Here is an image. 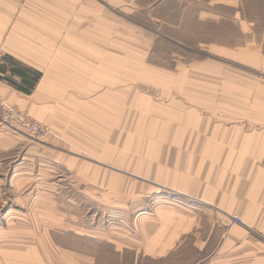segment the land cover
Listing matches in <instances>:
<instances>
[{
    "label": "crops",
    "instance_id": "obj_1",
    "mask_svg": "<svg viewBox=\"0 0 264 264\" xmlns=\"http://www.w3.org/2000/svg\"><path fill=\"white\" fill-rule=\"evenodd\" d=\"M186 34L238 64L150 66L155 37ZM5 57L39 76L29 92L0 78V96L53 132L49 148L79 184L100 201L125 192L137 211L124 231L59 232L76 245L31 241L19 264H243L260 246L226 222L237 214L264 233V126L249 124L264 125V81L240 66L264 72V0H0L10 69ZM151 86L158 98L135 93ZM68 142L90 157L75 161ZM155 188L177 196L148 205Z\"/></svg>",
    "mask_w": 264,
    "mask_h": 264
},
{
    "label": "rangeland",
    "instance_id": "obj_2",
    "mask_svg": "<svg viewBox=\"0 0 264 264\" xmlns=\"http://www.w3.org/2000/svg\"><path fill=\"white\" fill-rule=\"evenodd\" d=\"M151 29L156 27L151 26ZM178 37L180 39L166 37L160 40L155 37L150 42V55L147 59L150 66L187 72L186 69L193 68V62L215 60L229 62L231 66L238 64L235 60L224 59L216 56L215 52L193 45V35ZM240 66L264 81L263 71L247 65ZM138 92L152 98H158L159 95V91L152 86L135 90V93ZM187 108L193 106L188 105ZM249 124L254 128L264 126ZM53 135L50 130L49 136L43 141L34 140L25 130L3 123L0 117V264H19L21 258H28L31 253L28 247L30 242L35 245L42 238V241L52 238L60 245H76L77 237L71 233L63 239L59 234L63 230L93 235L95 231H124L133 227L137 221L136 208H131L125 192L110 196V200L107 198L100 201L104 197L93 186H85L83 182L79 184L77 171H68L64 166L65 160L57 159L53 155L56 150L49 148L48 143ZM61 141L65 143V139ZM67 146L64 149L73 153L75 161L80 157L82 160H85V156L90 157L79 145L68 142ZM155 191L157 192L146 196L148 205L154 204L159 198L162 202L177 196L165 188H155ZM47 194L53 200L43 201L42 198ZM173 199L180 201L179 198ZM46 210L54 211L52 217L39 216L41 211ZM235 225L246 227L255 240L261 243L256 249L245 251V259L241 263L264 264V233L248 226L241 216L231 214L227 219L226 229ZM37 252L44 256L47 252L49 254L55 251L43 249ZM21 263L24 264V260Z\"/></svg>",
    "mask_w": 264,
    "mask_h": 264
},
{
    "label": "built area",
    "instance_id": "obj_3",
    "mask_svg": "<svg viewBox=\"0 0 264 264\" xmlns=\"http://www.w3.org/2000/svg\"><path fill=\"white\" fill-rule=\"evenodd\" d=\"M0 117L3 123L10 127L25 130L29 136L37 141H43L49 136V128L37 121L27 112L10 104L0 96Z\"/></svg>",
    "mask_w": 264,
    "mask_h": 264
},
{
    "label": "trees",
    "instance_id": "obj_4",
    "mask_svg": "<svg viewBox=\"0 0 264 264\" xmlns=\"http://www.w3.org/2000/svg\"><path fill=\"white\" fill-rule=\"evenodd\" d=\"M5 59L12 65V67H10V69H7L4 64L0 63V78L14 85L19 90H22L24 92H29L34 85V81L38 78L39 75L32 73L31 80H29L28 70H26L21 66L19 67L18 63L12 58L5 57ZM15 67H17V69ZM7 71L9 72L8 75H6ZM14 74H18L20 76L21 78L20 82H16L15 80L12 79V76Z\"/></svg>",
    "mask_w": 264,
    "mask_h": 264
}]
</instances>
